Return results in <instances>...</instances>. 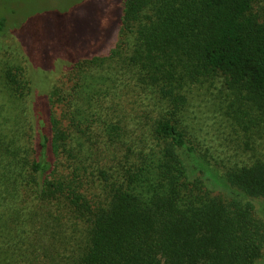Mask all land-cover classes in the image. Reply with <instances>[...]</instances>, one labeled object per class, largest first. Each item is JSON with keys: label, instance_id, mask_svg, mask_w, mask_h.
<instances>
[{"label": "trees", "instance_id": "1", "mask_svg": "<svg viewBox=\"0 0 264 264\" xmlns=\"http://www.w3.org/2000/svg\"><path fill=\"white\" fill-rule=\"evenodd\" d=\"M255 1L120 0L106 54L64 45L52 65L69 64L55 82L70 92L39 99L29 85L26 122L0 126V264H257L264 162L221 169L177 119L190 87L215 77L264 111ZM137 90L157 102L156 146L133 159L119 111Z\"/></svg>", "mask_w": 264, "mask_h": 264}, {"label": "rangeland", "instance_id": "2", "mask_svg": "<svg viewBox=\"0 0 264 264\" xmlns=\"http://www.w3.org/2000/svg\"><path fill=\"white\" fill-rule=\"evenodd\" d=\"M119 7L120 0H0V126L26 122L29 85L39 99L54 86L67 95L70 83L55 79L69 64L54 66L53 60L62 59L65 44L74 58L106 54L117 42ZM253 10L264 20V0H256ZM9 79L22 85L21 94ZM61 104L66 116L67 102ZM157 107L150 93L137 90L124 97L119 113L131 131L133 159L156 146L150 125ZM177 119L197 149L221 169L264 162V111L240 104L218 77L190 87ZM102 184L96 182L94 191ZM255 204L264 213V200ZM261 252L257 264H264V246Z\"/></svg>", "mask_w": 264, "mask_h": 264}]
</instances>
